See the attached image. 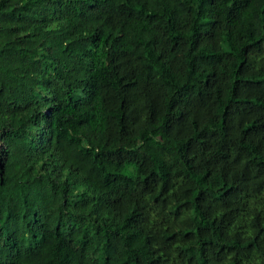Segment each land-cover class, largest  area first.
Returning <instances> with one entry per match:
<instances>
[{
  "label": "trees",
  "instance_id": "16d2710c",
  "mask_svg": "<svg viewBox=\"0 0 264 264\" xmlns=\"http://www.w3.org/2000/svg\"><path fill=\"white\" fill-rule=\"evenodd\" d=\"M0 264H264V0H0Z\"/></svg>",
  "mask_w": 264,
  "mask_h": 264
}]
</instances>
